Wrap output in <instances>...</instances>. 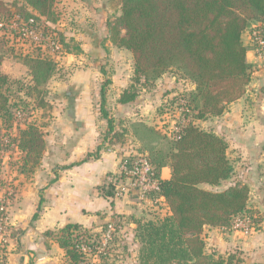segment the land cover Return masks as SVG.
<instances>
[{"label":"trees","instance_id":"16d2710c","mask_svg":"<svg viewBox=\"0 0 264 264\" xmlns=\"http://www.w3.org/2000/svg\"><path fill=\"white\" fill-rule=\"evenodd\" d=\"M113 1L110 7H119V11L106 25L108 40L114 48L131 54L133 70L131 83L119 96L118 103H133L140 89L153 91L157 81L171 71H178L183 78L180 80L193 85L179 90L172 99L188 120L174 137L168 138L167 134L142 122L130 125H138L154 138L159 136L167 141V147L146 143L137 129L131 132L125 127L117 128L106 109L109 82L100 89L99 110L107 124L102 141L104 150H107L106 146L123 144L128 138L136 143V153L123 159L129 166L143 155L153 165L156 176L163 168L169 169V178L158 180L159 191L149 194L156 209L153 216L132 219L134 241L138 247L137 264H242L234 255L224 259L207 254L201 234L205 226L227 230L237 216L258 217L259 214L248 207L246 185L236 183L222 191L204 188L227 182L234 174V167L227 156V143L212 131L199 129L194 122L221 117L229 105L245 95L252 72L247 52L256 47L251 32L254 25L264 28V0ZM10 4L0 1V20H15L19 29H24L20 24L29 20L37 23L35 29L45 25L50 29L58 23L55 0H13ZM12 7L14 13L10 12ZM4 13L8 17L4 18ZM51 28L57 38H49L60 46V55L81 53L73 39L67 38L56 27ZM1 32V38L6 42L10 34L18 36L16 31L8 29ZM245 33H250L249 44L243 40ZM43 44L42 41L36 44V55L29 53L5 59L0 54L1 123L12 118V106H17L11 105L7 95L11 82L1 70L5 61H16L26 67L30 78L28 85L18 81L25 89L24 95L35 98L39 107L49 108L45 100L48 95L46 85L55 75L56 62L41 54ZM49 117L41 116V125L33 121L20 131L18 146L25 154L19 166L20 174L28 172L31 175L41 164L46 149L42 129ZM102 147L90 156L96 158ZM57 176L58 171L51 183ZM112 182L100 188L107 197H115L116 186ZM253 221L251 219V223ZM99 234L101 232L94 235L78 224H67L55 233L45 235L53 237L64 252L66 264H87L89 256L94 255L92 252L101 244L96 241ZM94 237L96 239L92 241ZM113 240L118 241V238L114 236ZM113 260L111 264H116V259ZM6 262L4 257L0 264Z\"/></svg>","mask_w":264,"mask_h":264},{"label":"crops","instance_id":"0c3cea01","mask_svg":"<svg viewBox=\"0 0 264 264\" xmlns=\"http://www.w3.org/2000/svg\"><path fill=\"white\" fill-rule=\"evenodd\" d=\"M0 1L8 3L6 0ZM72 1L73 6L76 9L79 8V0ZM95 6L92 2L87 5L92 17L87 21L79 14V11L74 13L72 10L69 13L71 17L68 15L64 17L63 13L59 15L58 29L64 32L62 24L69 26L72 32L65 36L73 39L81 50L78 55L66 54V62L69 56H82L91 50L99 56L105 51L114 50L115 54L120 51L109 43L107 27L102 25L98 15L99 10ZM101 8L103 14L110 13V7L107 4H103ZM67 17L69 20L64 22L63 20ZM104 20L107 22L106 17ZM84 22H89L96 31L88 36V40L92 39L93 43L92 41L86 42L87 36L73 27L79 23L83 27ZM243 40L249 44L250 33H245ZM247 60L252 64V72L245 95L229 105L221 117L212 118L214 123L211 124L212 128L214 127L212 132L221 137L237 153L240 173L232 180L248 187L250 204H252V193H255V198L263 201H255V205L252 204L253 206L249 208L262 210L260 214L264 216V53L258 52L255 47L247 52ZM1 70L8 75L2 67ZM94 71L93 68L88 71L75 68L71 76L76 79L70 81L69 84L81 89L80 94L70 99L66 93L65 98L58 102V110L53 111L46 126L42 129L46 149L41 169L55 167L59 169L56 180L48 183L49 175H53L54 179V173L47 171L45 173L47 176L44 177V173L41 174L38 171L28 182L19 177H14L13 182L11 179L9 186L12 182L17 185L16 190L10 188L8 193L6 189L0 191V201L4 200L13 226L20 230L19 237L16 240L11 238L10 241V249L12 250L13 246L19 251L15 250L16 252L10 253L6 264H63L64 252L55 243L53 237L45 234L54 233L67 224H78L91 233H99L104 228L114 230V236L125 248L121 256L118 253L121 259L119 263L137 264V244L134 241L135 225L132 219L145 218L149 215L145 213V216L141 209L130 201L135 200L147 204L150 201L139 200L136 195L128 196V198L127 196L118 197L116 193L115 197H107L100 192V188L111 180L116 187L128 183L129 180L119 173L124 157L130 153H136V143L125 138L123 144H116L107 150L102 147L107 124L101 118L98 108L97 92L99 90L97 73H93ZM127 81L124 85H119L114 79L112 87L117 88V98L128 88L129 81ZM155 90L156 86L152 92ZM87 92L90 94L86 95ZM152 92L146 95L149 106H152L156 99L154 95H151ZM65 104L68 105L66 111L64 110ZM119 106L125 111H133L131 106L121 104ZM246 111L251 114L244 116ZM223 118H229L228 122ZM224 122L226 124H223ZM99 147L103 148L102 151L96 158L91 157L90 155H95ZM234 171L237 172L236 167ZM157 178L158 180L168 179L169 169L163 168ZM19 181H25V190L29 195L26 193L27 196L23 197L19 194L22 189ZM124 181L125 183L121 184ZM150 205L152 207V202ZM257 227H262V230H255L251 237L247 236L248 233H240L245 237L241 235L237 240L234 239L237 233L231 232L225 233L226 238L221 237L220 240H215L212 236L210 242L214 244L213 248H216L219 253L228 250L238 251L244 264H264V221ZM209 229L213 230L212 227L204 228L205 231ZM241 238L242 240L239 241ZM115 262L117 264L118 261Z\"/></svg>","mask_w":264,"mask_h":264},{"label":"rangeland","instance_id":"374dc122","mask_svg":"<svg viewBox=\"0 0 264 264\" xmlns=\"http://www.w3.org/2000/svg\"><path fill=\"white\" fill-rule=\"evenodd\" d=\"M8 3H12L13 0H6ZM60 1V2H59ZM94 1V2H93ZM80 6L79 8H75L73 6L72 0H55V12L58 15H63L64 17L66 15L71 17V14H69L72 10L75 13V11H79V14L84 18V20H90L92 17L90 16V10L88 9L87 5L89 2H92V4H95L96 9L99 10L98 15L100 16V19L102 21V25L107 27V23L113 21L116 14H118L119 7L117 8H111L110 4L114 1L113 0H79ZM112 3V4H113ZM103 4H107L108 7H110V13L103 14V9L101 6ZM11 5V4H10ZM57 5V6H56ZM62 5V7H61ZM97 11V10H96ZM11 13L15 12V9L12 7L10 10ZM63 13V14H62ZM10 16V15H9ZM3 17H8L7 14H3ZM57 17V16H56ZM62 17V18H64ZM106 17L107 22L104 20ZM69 18L64 19L63 21H67ZM15 20H0V54L5 56V59H10L15 55H24V54H31L36 55L37 54V48L36 44H40L42 41L43 49L41 51V54L44 57H50L53 61L56 62V72L55 75L51 78V80L47 83L46 88L48 91V95L46 96L45 100L49 104V108H42L39 107L37 100L32 97H26L24 95L25 89L22 88L18 84V81H21L23 85H28L29 77L26 67H24L22 64L16 62V61H5L2 69L8 73L10 76V88L9 92H7V95L10 97L11 105L17 104L16 107L12 106V112L13 116L10 118V120H7V122H0V191H7V193L12 190H16L15 187L17 185H14L13 178L19 177V179L23 178V180H26L27 182L37 174L38 171H40L41 174L44 173V177L47 176V171H50V173L56 174V171L58 169L55 168H49V169H41V164L43 157L41 159V164L36 167L32 174L29 175L28 172L26 174H20L19 166H21L22 159L24 158L25 154L20 150L18 146V137L19 133L22 129L25 128L26 124L31 123L33 121H36L38 125H41L42 119L41 116H48L53 113V111L58 110V102L63 100L65 98V94L68 93V97L70 99L76 97L78 94H80L81 89L78 87L70 86L69 82L76 79L72 77V72L75 71V68L81 69V70H89L92 69L95 70L93 73H97V84H98V92L97 95L99 97V103L98 108H100V89L101 87L106 83H108L107 91H106V109L108 111L109 116L113 119L115 126L119 129L125 127L129 131L133 132V129H137L139 135H141V139L145 141L146 143L153 144L156 146H163L167 147V141H163L159 136L158 138H154L151 136L148 132L144 131L141 127L138 125L130 126L131 123L134 122H141L144 123L147 127H152L153 129H156L158 131H161L164 134H167L168 138L174 137L175 133L180 130V127L187 123V119L184 118L183 114L181 113V109L178 107V103L172 102L173 97L176 95V93L179 90L189 89V87H193V85L187 82L182 81L180 79H183L181 74L178 71H171L167 74H164L159 82L156 84V90L155 92H152V96L154 95L156 99H154V103L152 106H149V103H147L146 95L150 94V91L140 89L138 98L131 104H126L128 107H132L130 111L123 110L122 107L118 104V98H117V88L112 87L114 79L118 82L117 84H125L126 81L128 82V86L131 83L132 79V56L129 52L125 50L117 51H105L101 56L95 55L93 51L85 52V55L77 56V57H71L69 56V60L66 62V54L61 53V48L54 42H51V39L49 37L57 38V34L54 32V34L51 31V26L56 27L58 29L59 25L56 24V26L51 25L50 29H47V25L45 27L40 26L38 29H35L37 23H35L33 20H29L25 24L22 23L20 26L24 27V29H19V26L16 25L14 22ZM79 23L78 25H73L75 27V30H77L80 33H83L87 36L86 42H91V40H88V36L94 34L96 31L94 28L87 23ZM64 32L62 30L63 35H67L72 32L69 29V26L63 25ZM53 28V29H56ZM61 28V27H60ZM8 29L9 31H16L18 33V36H13L14 34H10L9 38L6 40H2V32L1 30ZM48 30V31H47ZM15 32V33H16ZM17 35V34H16ZM52 35V36H51ZM99 35V34H98ZM66 36V37H67ZM5 37V36H4ZM13 37V39H11ZM10 42V43H9ZM32 42V44H31ZM93 43V41H92ZM95 49V48H94ZM71 76V77H70ZM81 77V76H80ZM122 77V78H121ZM83 78V76L81 77ZM68 79V80H66ZM89 79V78H87ZM92 79V78H91ZM90 79V80H91ZM122 79L124 81H122ZM93 80V79H92ZM68 83V85H67ZM19 85V86H18ZM147 89V88H146ZM168 93V94H167ZM86 95L90 94L89 92L85 93ZM69 99V100H70ZM142 99V100H141ZM147 104V105H146ZM17 109V111L15 110ZM68 109V105L65 104V111ZM134 114V115H133ZM136 114V115H135ZM248 114H251L250 112L246 111L244 116H247ZM115 116V117H114ZM124 116V118H122ZM141 116V117H140ZM129 118V119H128ZM132 119V120H131ZM225 121H227L229 118H223ZM228 122V121H227ZM195 125L204 131H212V124L214 123V120L211 118L198 121L196 120ZM218 124H220L218 122ZM216 124V125H218ZM223 124H226L224 122ZM112 146H106L107 149H109ZM44 156V154H43ZM227 156L229 161L231 162L234 167H236L237 172L233 174V176L227 181L222 183L218 187H209L204 186L205 189L211 190V191H222L229 186H233L236 184L235 180H232V178L237 177L240 173V167L238 166V156L237 153L234 151V149L228 146L227 148ZM46 171V172H45ZM12 179L11 186H9L10 180ZM18 179V178H17ZM53 179V175H49L48 183L51 182ZM9 181V182H6ZM125 183L122 182L121 184ZM9 186L6 187L5 186ZM19 185L22 186L21 194L23 197L29 195V193L25 190V181L21 182L19 181ZM27 193V194H26ZM127 196V195H124ZM255 193H252V204L255 203V201L259 202L260 200L258 198H255ZM22 197V198H23ZM128 198V196L126 197ZM130 201V199H129ZM24 202V201H23ZM132 204L134 203L138 208L141 209L142 213L145 215L147 214L150 218L153 216L156 209L151 205L149 202L147 203H140V201L131 200ZM263 202V201H260ZM249 203L248 199V207H252L253 205ZM255 205V204H254ZM263 205V204H262ZM145 208V209H143ZM251 209V208H250ZM264 210V208H263ZM251 212L254 210L251 209ZM259 215L258 217L249 216L250 220H255L256 222H252L251 230L250 228H247L248 231H244L243 229H237L235 230L233 227V224L236 223V220L233 221V224L231 228L225 230L223 228L218 227H212L213 230H204L201 235L202 238L205 241V252L207 254H214L215 256H221L224 259H227L229 255H234L236 258H240L242 261V264H244L243 260L241 259V256L238 251H225L222 253H219L216 248H213L214 244H211L212 236L215 240L222 237L226 238L225 233L229 234L231 232H235L236 237L234 239H239V237L242 235L240 233H248L247 236H252L253 232L255 230H262L263 227H257V225H260L264 221V216L260 214V210H256ZM6 212V213H5ZM146 216V215H145ZM247 216V215H246ZM238 219H242L243 216H237ZM29 218V216H28ZM12 219V218H11ZM35 221V220H34ZM31 224V223H30ZM13 222L10 220L9 215L6 211V206L4 200L0 201V263L2 262L3 258H7L10 253L16 252L15 250H18V248L12 246V250L10 249L11 246V238L12 240H16L20 235V230L16 229L15 226H13ZM208 227V226H205ZM204 227V228H205ZM55 233V232H54ZM94 235L96 233H93ZM115 231L111 230L110 228H104L101 231V234H99V238L96 239V237L93 238L92 241L96 239L101 244L97 245L96 249L94 250V255H90L88 258L87 264H111L114 263L113 259H116L118 262L117 264H120V257H118V253L121 256L123 253L122 251L125 250L123 248V245L119 241H115L114 239ZM242 237H245V235ZM242 238L239 240L241 241ZM19 241V240H18ZM138 248V247H137ZM124 249V250H123ZM66 264V258H64L63 264ZM32 264V263H30Z\"/></svg>","mask_w":264,"mask_h":264},{"label":"built area","instance_id":"2783aa9c","mask_svg":"<svg viewBox=\"0 0 264 264\" xmlns=\"http://www.w3.org/2000/svg\"><path fill=\"white\" fill-rule=\"evenodd\" d=\"M251 32L252 38L256 44L258 52L264 53V29L260 28L258 25H254ZM121 176L128 179V183L125 185H120L116 187V196L121 197L124 195L135 196L139 200H149V194H154L159 191V182L155 174L153 165L150 161L143 155H139L137 159L132 162L129 166L126 161H124L120 168ZM236 223L233 224V228L243 229L248 231L247 228L251 230V220L248 217H242V219H235Z\"/></svg>","mask_w":264,"mask_h":264}]
</instances>
